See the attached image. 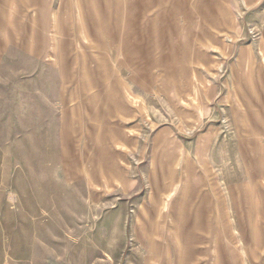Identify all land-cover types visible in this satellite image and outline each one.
Here are the masks:
<instances>
[{
	"label": "rangeland",
	"instance_id": "1",
	"mask_svg": "<svg viewBox=\"0 0 264 264\" xmlns=\"http://www.w3.org/2000/svg\"><path fill=\"white\" fill-rule=\"evenodd\" d=\"M0 264H264V0H0Z\"/></svg>",
	"mask_w": 264,
	"mask_h": 264
},
{
	"label": "crops",
	"instance_id": "2",
	"mask_svg": "<svg viewBox=\"0 0 264 264\" xmlns=\"http://www.w3.org/2000/svg\"><path fill=\"white\" fill-rule=\"evenodd\" d=\"M199 1V0H198ZM179 2V1H178ZM186 3H188V1H186ZM136 4H134V6H135ZM150 5V4H149ZM162 6H164V5H162ZM137 7V6H136ZM139 7V6H138ZM125 43V42H124Z\"/></svg>",
	"mask_w": 264,
	"mask_h": 264
},
{
	"label": "bare ground",
	"instance_id": "3",
	"mask_svg": "<svg viewBox=\"0 0 264 264\" xmlns=\"http://www.w3.org/2000/svg\"><path fill=\"white\" fill-rule=\"evenodd\" d=\"M92 21L96 22L95 19H92ZM199 212V211H198ZM195 215V214H194ZM195 217V216H194ZM158 235V234H157ZM175 239V238H174Z\"/></svg>",
	"mask_w": 264,
	"mask_h": 264
}]
</instances>
